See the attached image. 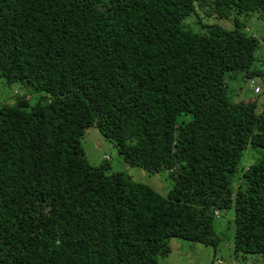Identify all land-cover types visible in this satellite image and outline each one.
Instances as JSON below:
<instances>
[{
  "label": "trees",
  "instance_id": "16d2710c",
  "mask_svg": "<svg viewBox=\"0 0 264 264\" xmlns=\"http://www.w3.org/2000/svg\"><path fill=\"white\" fill-rule=\"evenodd\" d=\"M196 11L234 27L195 31ZM256 13L264 0H0V87L19 86L0 96V264H159L172 239L215 250L227 210L234 253L264 256V103L227 94L260 74L237 19ZM89 128L128 167L169 171L166 195L91 165Z\"/></svg>",
  "mask_w": 264,
  "mask_h": 264
},
{
  "label": "rangeland",
  "instance_id": "374dc122",
  "mask_svg": "<svg viewBox=\"0 0 264 264\" xmlns=\"http://www.w3.org/2000/svg\"><path fill=\"white\" fill-rule=\"evenodd\" d=\"M195 20L193 30L205 32V27L213 24L220 25L223 28L232 29L234 27V16L229 20H218L213 16H208L205 11H196L194 15L187 19ZM240 22L246 24V32L255 36L260 42L255 53L256 60L251 67L252 71H258L260 74L249 79L247 82L241 80L240 75H236V82L228 81V96L232 101L247 100L257 97L261 103H264V63H263V44L264 39V15L261 17L259 13L238 16ZM190 24V23H189ZM259 87L258 93L254 92V88ZM7 91L9 95L19 91V86L12 85L6 90L0 87V96L2 92ZM21 92V90H20ZM81 145L84 149L87 161L93 166H100L104 159L107 158L111 166V171L124 173L133 181L140 182L152 187L161 195H166L170 188L171 181L168 177L169 171H162L156 174H149L137 167H128L123 163L117 155L114 146L105 141L94 128L85 131ZM241 165L247 167L253 164L259 157L260 153L256 149L248 148L243 152ZM238 181V179L236 180ZM215 232L219 238L218 247L213 250L210 246H204L199 243H193L181 239H172L170 241L171 252L167 257H159V264H264V256L235 254L234 253V226H233V210L221 211L219 216L214 220Z\"/></svg>",
  "mask_w": 264,
  "mask_h": 264
},
{
  "label": "built area",
  "instance_id": "2783aa9c",
  "mask_svg": "<svg viewBox=\"0 0 264 264\" xmlns=\"http://www.w3.org/2000/svg\"><path fill=\"white\" fill-rule=\"evenodd\" d=\"M259 90H260V89H259L258 87H256L254 91H255L256 93H258ZM218 214H219V212H218V211H215V215L217 216Z\"/></svg>",
  "mask_w": 264,
  "mask_h": 264
},
{
  "label": "clouds",
  "instance_id": "9594fccd",
  "mask_svg": "<svg viewBox=\"0 0 264 264\" xmlns=\"http://www.w3.org/2000/svg\"><path fill=\"white\" fill-rule=\"evenodd\" d=\"M256 88V87H255ZM255 88H254V90H255ZM259 88V87H258ZM260 89V88H259ZM255 92V91H254ZM256 93V92H255Z\"/></svg>",
  "mask_w": 264,
  "mask_h": 264
}]
</instances>
